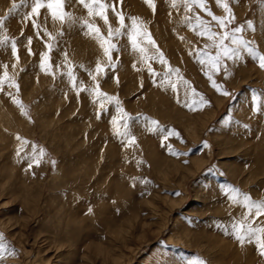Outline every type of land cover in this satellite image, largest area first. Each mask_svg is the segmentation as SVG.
Masks as SVG:
<instances>
[{
  "label": "rangeland",
  "instance_id": "374dc122",
  "mask_svg": "<svg viewBox=\"0 0 264 264\" xmlns=\"http://www.w3.org/2000/svg\"><path fill=\"white\" fill-rule=\"evenodd\" d=\"M102 2L107 24L79 0H65L63 22L47 7L30 16L33 0H0V78L19 86L0 91V264H264L232 227L264 225L243 202H264V0H227L225 28L209 14L228 16L217 0ZM197 16L215 33L242 28L248 46L229 37L236 55L212 68ZM134 17L155 41L138 37L146 53L132 46ZM86 21L105 37L120 29L111 62ZM193 88L208 101L196 111Z\"/></svg>",
  "mask_w": 264,
  "mask_h": 264
},
{
  "label": "snow or ice",
  "instance_id": "6c2138e0",
  "mask_svg": "<svg viewBox=\"0 0 264 264\" xmlns=\"http://www.w3.org/2000/svg\"><path fill=\"white\" fill-rule=\"evenodd\" d=\"M186 11L191 10L193 5H198L201 8L205 7V3L204 0H183ZM64 3L65 0H47V3L45 4L44 0H33V5H32V9H31V13H29L30 16H38L40 14V9L47 7L50 11H51V15L53 17L54 20H59L61 22L65 21V19H70L71 18V14L68 13L65 9H64ZM79 3H81L85 8L88 9V13L89 15H99L104 19V22L107 24L108 20H107V15L105 14V8L107 7L105 5V3L102 2V0H79ZM145 3H147L150 7L153 8V10H155V4H154V0H145ZM217 4L221 7H223V9L225 10V12L228 14L227 17L224 16H215L214 14H212L211 12H209L210 15H212V18L214 20H216L219 24V26L221 28H225L226 27V20H229L230 22V18L232 17V11L231 8L227 2V0H217ZM17 5L13 4L12 5V9H10L9 11H12L16 8ZM98 9L97 10V7ZM175 0H173V7H175ZM113 10L114 6H113ZM117 16L120 20V25L121 28H123L124 25V16L122 13H117ZM190 18L188 16H185V20H189ZM6 17H0V27H3L4 23H5ZM138 18H132V26H131V30L129 32V37L132 41V46L133 48H138L139 51L141 53H146V49L141 47L138 43V37L144 36L147 37L148 42L152 45H155V41L151 39V36L149 33H147L146 30H142V22L137 23ZM196 21L198 23V25L202 28V31L199 33L200 35H205L207 34L210 40H213V44L214 46L217 48V53L215 55H209L206 51H202L199 53V55L201 57H204L207 59L208 63L212 66V68H216L218 69L221 57H234L236 55V49L229 47L228 45H226L224 43V41L226 39H228L229 37L231 38V43L233 45H244L245 47L248 46V41L244 40L242 36H238L236 35L237 33H241L243 31L242 28H236L234 30V32L229 33V32H224L223 34H219V33H215L212 32L210 28H208L205 25V22L199 17H196ZM88 29L90 30V32L94 33L96 38L101 42V47L104 49V54L105 56L108 57L109 62H111V49L115 47V45L111 42V38L114 35H118L120 33V29H116L113 30L110 26L108 29V34L107 37L103 36L100 33L99 28L91 23H88L87 21L85 22ZM33 24L35 25V21L33 20ZM190 26H192L190 24ZM249 27H251V23L249 22ZM219 37V42H217L216 40H214V37ZM9 40V38L5 35L2 38H0V44H4L7 43ZM50 47V46H49ZM207 47V45H206ZM249 51H252L250 48L248 49ZM12 51L13 54L17 53V49H16V45L15 42H12ZM157 51L159 52V50L157 49ZM158 58L160 59L161 63H166V60L163 57V53H159ZM45 61L47 60V57L45 56ZM145 59H151V57H147L145 56ZM259 62H260V67L264 68V54H261L258 56ZM201 63L205 62V59H201L200 60ZM42 67H45L44 62H42ZM149 70L151 71V66H149ZM96 71L100 72L102 71L101 65L97 64L96 66ZM178 72V70H175ZM71 75V73H69ZM206 75H208L209 80L212 81V86L214 88H216L218 91L220 90L219 86L216 84V82L214 80H212V76L208 73H206ZM93 79H95V77H93ZM182 79V78H181ZM5 80H7L11 86H14L17 88V90L19 89V86L15 83V81L8 77L7 72L4 73L3 78H0V91L3 90V84L5 82ZM186 84L188 83L187 81H184ZM173 88L176 87L175 84L172 85ZM97 91H98V86H97ZM192 95L196 96L199 95V99H192L189 102H186L185 106L189 108V110L191 111H196L199 108L204 107L205 105L208 104V101L204 99L202 94H197L196 90L193 88L191 89ZM224 95H228L227 92L223 93ZM101 95H106V94H101ZM13 100L15 103H17L20 108L21 111L23 112V114L27 115V112L24 110V105L21 101H19L18 99H16L15 97H13ZM157 121H152V124H157ZM126 127V125H125ZM168 135H178L177 133L170 132L168 133ZM17 140H19L21 142V147L19 149V151H23V148L25 145L28 144V141L25 140L23 137H20L19 135H17ZM165 139H167V136H165ZM134 138H132V140L130 141L133 142ZM169 151L172 152V154H177L175 151H173V149L171 148V146L169 145ZM33 154H34V161L35 163H38L39 160L38 158H36L35 156V149H33ZM44 155V150L41 148L39 151V156H43ZM32 165L29 164V167H31ZM233 195L231 196V199L235 202L237 201V193L238 190L233 189ZM244 205L248 208L249 212H251V210L253 208H255V216L256 217H260L261 215H264V202H252L249 197L245 196L244 197ZM233 230L234 233L236 235L237 240L241 243L244 244L245 242L247 243H255V245L257 246V250L260 252L261 255H264V225H256L253 226V223L248 222L247 219L242 220L240 222L234 223L233 224ZM0 236H2V234H0Z\"/></svg>",
  "mask_w": 264,
  "mask_h": 264
}]
</instances>
